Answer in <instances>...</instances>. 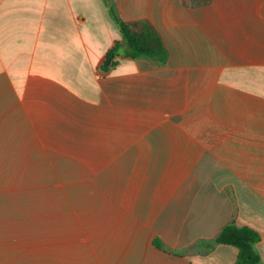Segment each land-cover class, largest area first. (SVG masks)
Segmentation results:
<instances>
[{"label":"crops","instance_id":"crops-1","mask_svg":"<svg viewBox=\"0 0 264 264\" xmlns=\"http://www.w3.org/2000/svg\"><path fill=\"white\" fill-rule=\"evenodd\" d=\"M119 19L160 57L105 70ZM12 146L25 168L103 170V229L2 216L0 264H102L100 246L103 264H236L215 243L230 223L264 262V0H0Z\"/></svg>","mask_w":264,"mask_h":264},{"label":"rangeland","instance_id":"rangeland-1","mask_svg":"<svg viewBox=\"0 0 264 264\" xmlns=\"http://www.w3.org/2000/svg\"><path fill=\"white\" fill-rule=\"evenodd\" d=\"M24 166L18 147L12 146L11 153L0 152L1 218L6 216L12 226L103 229V170ZM99 248L92 263L103 264V246Z\"/></svg>","mask_w":264,"mask_h":264},{"label":"trees","instance_id":"trees-1","mask_svg":"<svg viewBox=\"0 0 264 264\" xmlns=\"http://www.w3.org/2000/svg\"><path fill=\"white\" fill-rule=\"evenodd\" d=\"M199 5H206L210 0H193ZM118 28L123 37L122 42H117L106 55V62L109 64L105 70L115 66L117 58L139 59L142 57L152 58L160 55L155 49L159 45V39L150 30L139 26L136 23H127L119 19ZM261 241L260 234L251 227H239L234 223L227 224L215 240L217 245H227L238 250L236 264H264L257 245ZM156 246L162 248L156 241Z\"/></svg>","mask_w":264,"mask_h":264},{"label":"water","instance_id":"water-1","mask_svg":"<svg viewBox=\"0 0 264 264\" xmlns=\"http://www.w3.org/2000/svg\"><path fill=\"white\" fill-rule=\"evenodd\" d=\"M108 64H109V62L107 61L105 65L108 66Z\"/></svg>","mask_w":264,"mask_h":264}]
</instances>
